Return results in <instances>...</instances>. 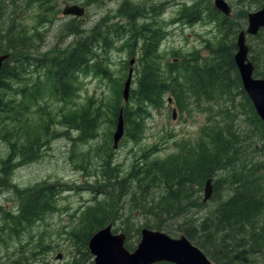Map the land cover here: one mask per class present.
Returning <instances> with one entry per match:
<instances>
[{
    "label": "trees",
    "instance_id": "trees-1",
    "mask_svg": "<svg viewBox=\"0 0 264 264\" xmlns=\"http://www.w3.org/2000/svg\"><path fill=\"white\" fill-rule=\"evenodd\" d=\"M262 2L251 0L239 13L231 11L228 18L207 1L177 11L182 24L211 23L219 35L218 41L204 47L207 60H200L197 53L190 54L187 61L182 59V63L190 62L187 69L183 67L186 85L177 76L181 63L166 64L164 70L158 66L157 49L164 32L160 28L153 32V45L140 56V68L133 76L134 89L129 92L127 103L115 106L110 125L114 126L120 108L124 138L137 143L145 127L146 109L160 108L165 95L169 94L175 101L181 98L183 106L188 104L186 100L195 105L196 98H201L206 104L221 107H214L211 112L206 109L207 120L201 127L203 137L195 143H184L162 159H151L153 154L141 153L132 159L133 164L124 175L116 165L112 166L109 150H96L102 172L85 189L99 199L95 198L93 205L82 213L80 229L75 233V239L79 237L80 249L76 253L80 257L75 255L70 264H84L82 258L92 264L87 240L109 224L113 233L124 234V247L128 251L131 236L139 241V231L146 228L173 238L183 235L213 264H264V123L258 120L243 93L232 62L234 41L245 24L246 14L260 8ZM52 3L53 0H0V55H8L0 69V140L8 150L0 159V191L13 192L17 203L14 214L0 213V245L34 227L54 211L58 195L69 192L66 185L45 181L22 190L9 183L13 169L36 159L50 139L58 135L47 127L50 121L43 125L40 118L32 130L25 127L28 118L23 116L29 114L30 97L35 100L34 93L40 90L38 80L32 83L25 78L30 74L29 69L33 68L36 74L42 72L39 81L47 83L49 92L59 103L74 96L79 75L91 71L109 79V73L93 68L96 60L93 44H100L104 50L109 46L107 35L98 28L91 37L88 32L79 36L82 30L71 26L70 35L74 36L71 47L38 58L31 55L37 46L30 43L27 28L17 18L5 14L12 7L36 5L48 15ZM247 38L253 77L264 78V29ZM12 82L15 88L11 87ZM120 87L118 84L117 93ZM12 91L18 96L14 101ZM223 98L226 102L219 104ZM235 111L246 114L249 129L253 131L251 139H241L243 131L233 124ZM75 112V117L68 120L62 114L64 124L58 123L62 128L60 134L73 128L79 134L76 141L94 139L97 109L86 102ZM10 124L14 135L8 129ZM207 179L212 186L211 208L199 196ZM118 220L122 224L115 228L113 224Z\"/></svg>",
    "mask_w": 264,
    "mask_h": 264
},
{
    "label": "rangeland",
    "instance_id": "rangeland-1",
    "mask_svg": "<svg viewBox=\"0 0 264 264\" xmlns=\"http://www.w3.org/2000/svg\"><path fill=\"white\" fill-rule=\"evenodd\" d=\"M126 1L97 0L90 4L87 0H53L48 15L44 14L36 5L12 7L5 14L17 18L20 20L18 23H22L21 26L27 28L26 34L31 37L30 43L37 46L31 55L42 58L54 54L56 51L64 50L68 46L71 47V43H73V36L70 35L71 26L82 30L79 36L93 28H98L102 33L103 17L106 14L113 16L121 4L126 3ZM129 1L160 7L161 14L154 20L155 26L163 32L165 31V38L157 49L158 56H160L158 66L164 70L167 67L166 64L181 63L182 69H178L177 76L179 82L186 85L183 80V67L187 69L190 62L182 63V59L187 61L190 54L197 53L200 60H207L208 55L204 47L206 43L213 44L218 41L219 35L211 23L200 22L193 25H182L184 22L178 20L180 16L177 11L183 6L206 1L212 7V0ZM225 1L234 14L239 13L243 7L251 2V0ZM64 4L83 7V14L78 18L61 16L60 12ZM173 19L177 20L173 22ZM43 21L45 22L42 23ZM137 23L140 24V22ZM113 24L115 21H110L108 26ZM242 29H245V24ZM111 39L112 36H107V40L110 41ZM119 39L112 41L110 47L105 50L97 47L94 51L93 58L96 60L93 62L95 64L93 68H100L99 71L109 73V79L94 75L91 71L86 75H79L77 77L78 88L74 96L72 95L66 102L59 103L58 99L49 92L47 83L39 81L42 72L36 74L33 68L29 69L30 74L25 78L32 83L38 80L40 90L34 93L35 100H33V96L30 97L29 114L23 116L28 118L25 127L32 130L35 121L40 118L43 125H47L50 121L51 124L47 127L54 129L58 135L50 139L36 159L13 169L9 183L22 190L45 181L66 185L69 192L60 193L55 201L54 211L46 215L34 227L19 237L8 238L6 243L0 245V264H70L75 255L80 257L76 253L80 249V244L79 237L77 236L75 239V233L80 229L84 210L93 205L95 198L96 200L99 199L96 194L85 189V185L91 183L93 178L102 172L98 168L101 166V161L96 150L98 148L103 151L109 150L112 166L116 165L121 174L124 175L133 164L132 159L141 153H149L147 156L153 154L151 159H162L175 152L176 148L181 147L184 143L187 145L195 143L198 138L203 137L201 127L207 120L206 109L211 112L215 110L214 107H221V105L210 103L213 107L211 108L201 98H196L195 105L192 104L191 100H186L188 104L183 106L181 98L175 101L171 99L169 94L165 95L163 97L164 104L160 108L146 109L145 127L139 141L132 143L123 136L117 148L111 149V134L114 126L110 125V119L115 106L122 104L121 87L117 93V86L118 84L122 85L123 76H126L128 68V64L125 65V63L130 59L123 48L127 42V36H122ZM138 68H140L139 64L134 63L129 92L134 89L133 76ZM10 85L14 88L16 86L13 82ZM11 99L13 101L18 99L13 91L11 92ZM168 99H170L169 102ZM235 99L237 100L238 96ZM226 100V98L221 99L219 104L226 102ZM86 102L90 103L99 113L94 130V139L84 142L76 141L79 134L73 131V128H67L61 135L62 128L58 123L64 124L62 114L65 115L66 120L75 117V111H78ZM37 110L39 114L34 115ZM235 115L236 119L233 120V124L235 126L238 124L240 130L243 131L241 139H251L253 131L249 129L250 124H248L246 114L235 111ZM11 128L12 124L9 125L8 129L12 133L11 135H14ZM6 153L8 150L3 141L0 140V159ZM199 196L200 199L203 197L202 191ZM207 203L208 208L213 206L211 202L208 201ZM16 207L17 203L13 192L10 193L9 190L0 191V213L14 214ZM120 219H122L121 216ZM135 221L133 219V222ZM121 224L118 220L114 222L113 226L119 228ZM117 232L119 233V231ZM137 242L136 237L131 236L127 244L130 247L129 251L135 247ZM58 256L59 258H57ZM82 260L84 264L88 263V259L82 258Z\"/></svg>",
    "mask_w": 264,
    "mask_h": 264
},
{
    "label": "water",
    "instance_id": "water-1",
    "mask_svg": "<svg viewBox=\"0 0 264 264\" xmlns=\"http://www.w3.org/2000/svg\"><path fill=\"white\" fill-rule=\"evenodd\" d=\"M211 5L222 16L230 17V8L223 0H212ZM83 11V7L64 4L60 14L63 17L78 18L83 14ZM261 29H264V0L260 8L246 14L245 29L237 33L234 41L235 50L232 54V62L243 93L250 102L258 120L264 123V78L253 77V66L247 57L248 47L246 44V38L255 37ZM7 57V54L0 55V69ZM132 64L133 59L130 58L120 90L123 104L127 103L129 95L132 81ZM122 135L123 122L121 109L119 108L114 130L111 134L112 149H116ZM210 195L211 183L207 179L202 188V202L207 201ZM86 246L89 255L92 257V264H212L184 236L170 238L162 232L145 228L139 231V241L131 252L123 247V234H112L110 225L93 233L87 240Z\"/></svg>",
    "mask_w": 264,
    "mask_h": 264
},
{
    "label": "flooded vegetation",
    "instance_id": "flooded-vegetation-1",
    "mask_svg": "<svg viewBox=\"0 0 264 264\" xmlns=\"http://www.w3.org/2000/svg\"><path fill=\"white\" fill-rule=\"evenodd\" d=\"M96 1L97 0H87L90 4H93ZM128 1L121 4L120 8L116 10L113 16L106 14L103 17L102 26L104 27L102 32L107 36H112L110 41L107 40V44L109 45L108 48L110 47V44H112V41L118 40L122 36H127L128 39L123 48L126 53H128L129 58L133 59V64H140V56L147 51L146 48L153 45V32L158 30L157 26H155L154 19L161 14V11L159 6L154 7L145 3H132ZM110 21H115V24L108 26ZM137 22H140V24ZM94 29L95 28L88 32V36H93ZM164 38V36L161 38L162 42ZM97 47L104 50L100 44L95 45L94 43L92 47L93 51H95V48ZM127 64L128 62H126V65Z\"/></svg>",
    "mask_w": 264,
    "mask_h": 264
},
{
    "label": "bare ground",
    "instance_id": "bare-ground-1",
    "mask_svg": "<svg viewBox=\"0 0 264 264\" xmlns=\"http://www.w3.org/2000/svg\"><path fill=\"white\" fill-rule=\"evenodd\" d=\"M7 1V0H6ZM224 2H225V4L229 7V5L226 3V1L225 0H223ZM230 8V7H229ZM230 11H231V9H230ZM4 15V14H3ZM18 21V20H17ZM72 23V22H71ZM95 32V31H94ZM161 45V44H160ZM124 136V124H123V135H122V137ZM122 139V138H121ZM120 139V140H121ZM120 140H119V142H120ZM118 142V143H119ZM118 143H117V145H118ZM117 148V147H116ZM141 170V169H140ZM210 180V179H209ZM210 183H211V180H210ZM211 195H212V186H211ZM211 195H210V197H209V199L211 198ZM209 199L207 200V201H205V202H203V203H206V202H208L209 201ZM211 200V199H210ZM110 225V224H109ZM30 227V226H29ZM112 227H111V225H110V232L112 233V234H117V233H113L112 232ZM146 229V228H145ZM27 230V229H26ZM149 230V229H148ZM153 231H155V230H153ZM159 232H161V231H159ZM163 233V232H162ZM121 234H123V233H121ZM165 234V233H164ZM166 235V234H165ZM168 236V235H167ZM183 236V235H182ZM170 237V236H169ZM170 238H173V237H170ZM124 244H125V236H124V234H123V247H124ZM192 244V243H191ZM193 245V244H192ZM195 246V245H194ZM125 248V247H124ZM126 250V249H125ZM200 250V249H199ZM128 251V250H127ZM201 251V250H200ZM128 252H130V251H128ZM202 252V251H201ZM203 253V252H202ZM204 254V253H203ZM92 258V257H91ZM206 258H207V256H206ZM208 259V258H207ZM209 260V259H208ZM210 261V260H209ZM212 263V262H211ZM213 264V263H212Z\"/></svg>",
    "mask_w": 264,
    "mask_h": 264
}]
</instances>
